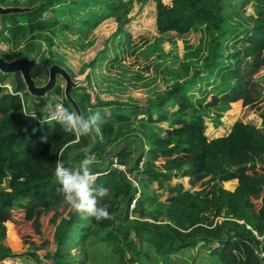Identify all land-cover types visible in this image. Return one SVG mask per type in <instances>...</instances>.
I'll list each match as a JSON object with an SVG mask.
<instances>
[{
	"label": "rangeland",
	"instance_id": "rangeland-1",
	"mask_svg": "<svg viewBox=\"0 0 264 264\" xmlns=\"http://www.w3.org/2000/svg\"><path fill=\"white\" fill-rule=\"evenodd\" d=\"M161 1L167 3L170 0ZM157 2L0 0V7L22 10L15 15L23 28L14 32L6 25L3 31L0 24V55L8 54L12 61H33L30 74L37 87L47 84L50 67L56 66L65 71L72 83L70 97L80 114L81 108H85L90 116L99 110L96 123L107 121L118 127L114 142L105 141L101 158L109 159L118 149L126 148L132 155L125 161L132 166L138 151L147 149L148 138L155 132L156 126L148 121L149 115L154 118L159 116L156 108L175 84L184 87L195 109L201 105L197 112L203 117L209 140L228 135L237 121L249 123L264 134V70L256 75V91L261 96L252 103L246 105L238 101L230 105L205 107L218 92L219 85L224 83L223 75L233 65L231 54L241 46L251 30L250 18L254 15L250 1L217 0L216 8L221 18L217 28L210 31L200 28L184 37L157 33ZM33 10H39L41 19L47 22L45 31L30 30L27 13ZM0 74L5 77L0 81V87L12 92L16 74ZM57 87L61 89V95H53ZM65 88V79L57 74L54 89L44 97L31 96L25 89L28 98L23 112L35 113L37 117L33 119L25 115L27 123L33 124L40 117H47L56 103H67ZM70 109L73 111L72 107ZM161 111L172 112L167 107ZM119 113L124 115V119L115 121L113 115ZM94 159L92 165H100L103 161ZM135 179L133 184L142 195V200L134 204L137 213L132 214L127 227L134 220L153 222L157 219L160 225L169 227L182 240L216 236L232 238L230 223L237 219L227 216L224 209L219 208L221 203L217 198L218 209L210 205L197 213L189 212V209L170 200L177 195L169 191L171 186L141 176ZM205 180L207 184L204 188L188 187L186 180H183L186 192L198 198H203L207 193L209 201L213 198L210 194L213 188L215 196L219 190L224 188L227 191L230 188L227 184H222V188L216 181H208L210 176ZM7 186L8 179L1 188ZM20 204L24 207L27 202L22 200ZM21 207H14V222L6 223L5 238L2 240V245L14 257L0 264H50L45 255L55 253L65 256L62 260L65 264H124L120 253L116 252L118 249L105 241L106 233L90 227V221L85 220L79 229L69 235L72 227L67 225V221L74 209L65 199L46 211L38 222L35 221L36 215L27 220ZM125 208V201H121L115 227L122 223ZM140 212L145 216L143 219ZM82 228L86 229L83 233ZM211 230L214 232L210 233ZM259 242L263 248L264 242ZM125 246L120 244L127 260L131 253ZM215 246L216 242L207 244L199 241L195 247L181 248L169 257L157 255L147 248L145 255H140L135 264H222L213 253Z\"/></svg>",
	"mask_w": 264,
	"mask_h": 264
},
{
	"label": "trees",
	"instance_id": "trees-1",
	"mask_svg": "<svg viewBox=\"0 0 264 264\" xmlns=\"http://www.w3.org/2000/svg\"><path fill=\"white\" fill-rule=\"evenodd\" d=\"M247 1L252 4L254 15L250 18L251 30L241 46L231 54L233 65L223 75L224 83L219 85L218 92L205 107L230 105L238 101L248 105L261 96L256 91V75L264 70V0ZM217 3V0H170L167 3L158 0L156 31L159 35L173 33L184 37L200 28L207 31L217 28L221 21ZM16 16L10 14L1 17L3 31L6 25L14 32L23 29ZM27 18L32 32L48 28L47 22L41 19L39 10L28 12ZM0 57L6 61L13 60L8 54ZM4 79L0 74V81ZM25 89L19 74L14 76L12 92L0 87V263L14 257L2 245L6 223L14 222V207L23 206L20 201L25 200L27 204L21 208H24L27 220L36 215L35 221L38 222L46 211L61 204L64 199V193L58 191L62 185L55 176L58 160L66 168L82 175L81 161L85 157H92L103 161L100 165L88 166V170L94 174L90 189L97 199V206L106 204L109 213L114 215L112 219L98 221L74 210L67 221V225L72 227L69 235L79 229L85 220L90 221V227L106 233L105 241L118 249L116 252L120 253L124 264H135L147 248L157 255L169 257L181 248L195 247L199 241L207 244L216 242L213 253L222 264H264V259L261 260L258 256L264 247L261 248V242L252 232L263 237L264 242V134L259 129L249 123L237 121L228 135L209 140L205 134L203 117L197 112L201 105L195 109L184 87L175 84L167 92L166 98L158 104L156 111L159 116L154 118L149 115L148 121L158 128L155 127V132L149 136L147 149L139 150L137 158L129 166L125 159L132 154L126 148L118 149L113 156L109 155V159L101 158L105 141L114 142L117 135L118 127L111 122L101 121L93 125L92 146L88 136L77 139L73 133L64 132L56 121L49 125H41L39 122L28 124L23 112L28 98ZM61 93L59 87L53 91V95ZM63 105L72 111L67 103L64 102ZM164 107L170 108L172 112H162ZM81 114L85 119L90 117L85 108H81ZM113 117L115 121L124 119V115L120 113ZM96 128H99V132L95 131ZM113 159L125 166L127 172L135 178L141 176L159 184L167 182L173 174L176 175L170 169L180 170V175L188 177L189 185L193 188H204L207 184L205 178L209 176L208 181L219 184L236 180L237 186L233 191L221 189L215 196L213 188L210 193L213 198L209 201L207 193L203 198L192 197L180 184L169 188V191L177 194L170 200L189 209V212L197 213L210 205L218 209L215 201L217 198L221 203L219 208H223L227 216L237 219L230 223L232 238L216 236L182 240L169 227L160 225L157 219L153 222L134 220L127 227L126 223L131 220L132 214L137 213V209L130 208L137 190L121 171L112 169ZM167 171L168 174H165ZM6 179L7 188H1ZM101 188L110 189V197H101ZM138 199L136 202L142 200L141 194ZM121 201H125L126 211L122 223L115 227ZM216 212L219 213L218 210ZM139 215L142 219L145 217L142 212ZM216 227L218 228L217 225ZM85 230L82 228L81 233ZM120 244H125L131 253L127 260ZM64 257L58 253L45 255L50 264H65L62 261Z\"/></svg>",
	"mask_w": 264,
	"mask_h": 264
},
{
	"label": "clouds",
	"instance_id": "clouds-1",
	"mask_svg": "<svg viewBox=\"0 0 264 264\" xmlns=\"http://www.w3.org/2000/svg\"><path fill=\"white\" fill-rule=\"evenodd\" d=\"M99 113L100 111L97 110L92 116L85 119L83 114L78 115L76 111H69L62 103H56L53 106V111L47 117H40L38 122L41 125H49L52 121H56L62 126L64 132L73 133L79 139L82 136L91 134L93 125L96 124L99 118ZM25 115H30L33 119H37L35 113H25ZM95 131L99 132V128H96ZM94 163V158L85 157L80 163L83 171L81 175L66 168L64 163L58 160L55 176L57 182L62 185V188L58 189V191L64 193L66 203L76 212L94 217L98 221L101 219H112L114 214L109 213L106 204L101 207L97 206V199L90 189V185L94 182V174L88 170V166ZM110 192V189L101 188L99 195L101 197H110Z\"/></svg>",
	"mask_w": 264,
	"mask_h": 264
},
{
	"label": "water",
	"instance_id": "water-1",
	"mask_svg": "<svg viewBox=\"0 0 264 264\" xmlns=\"http://www.w3.org/2000/svg\"><path fill=\"white\" fill-rule=\"evenodd\" d=\"M19 12H22V10H20L18 8L0 7V24H1V17L2 16H7L10 14H16ZM33 65H34L33 61H30L28 59L6 61L0 57V73H2L4 75L19 74L24 85H25L26 92L28 94H30L31 96H34V97H44L47 94H49L50 92H52V90L54 89V87L56 85V75L60 74L66 81V88L64 91L65 99H66L67 103L70 105V107H72L73 111H76L79 115L80 111H79L76 103L70 97V89L72 87V83H71L69 77L67 76V74L65 73V71H63L62 69H60L59 67H56V66L50 67L49 68V75H48L49 79H48L47 84H45L42 87H37V86H35L32 78H31V74H30V71H31ZM87 136L91 140V146H92L93 139L90 135H87Z\"/></svg>",
	"mask_w": 264,
	"mask_h": 264
},
{
	"label": "built area",
	"instance_id": "built-area-1",
	"mask_svg": "<svg viewBox=\"0 0 264 264\" xmlns=\"http://www.w3.org/2000/svg\"><path fill=\"white\" fill-rule=\"evenodd\" d=\"M112 169H115V170H117V171H121V172L124 174V176L127 178V180H128L133 186H134V184H135V180H136V179H135V176L132 175V174H129V173L127 172L125 166L120 165V164L117 162L116 159H113V160H112ZM133 183H134V184H133ZM139 197H140V192L137 191V192L135 193V195H134V198H133L132 202H131V205H130L131 208H133L134 204L136 203V201H137V199H138ZM239 223H242V222H239ZM247 229H250V228L247 227ZM252 232H253V235H254L258 240H262V239H263V237H258V235H257L256 232H254V231H252ZM258 256H259V258H260L261 260H263V259H264V251H263V250H260L259 253H258Z\"/></svg>",
	"mask_w": 264,
	"mask_h": 264
},
{
	"label": "crops",
	"instance_id": "crops-1",
	"mask_svg": "<svg viewBox=\"0 0 264 264\" xmlns=\"http://www.w3.org/2000/svg\"><path fill=\"white\" fill-rule=\"evenodd\" d=\"M172 173H175L176 172V175L173 174V176L165 183H163L162 185H169V186H175L177 184H180L183 186L184 190L186 191V184H184L183 180H186V183L188 185V187H191L189 185V179L188 177H184L182 175H180V170L176 171V170H172L171 171ZM173 182V183H172ZM222 184H227L230 186L229 189H227V191H233L236 186H237V181L236 180H232V181H229V182H223L221 183V187L223 188ZM224 189V188H223Z\"/></svg>",
	"mask_w": 264,
	"mask_h": 264
}]
</instances>
